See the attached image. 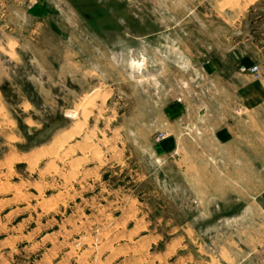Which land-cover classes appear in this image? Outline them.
Instances as JSON below:
<instances>
[{
  "label": "rangeland",
  "instance_id": "1",
  "mask_svg": "<svg viewBox=\"0 0 264 264\" xmlns=\"http://www.w3.org/2000/svg\"><path fill=\"white\" fill-rule=\"evenodd\" d=\"M239 49L264 80V0H0V264H264L258 185L241 218L198 200L204 61Z\"/></svg>",
  "mask_w": 264,
  "mask_h": 264
},
{
  "label": "crops",
  "instance_id": "2",
  "mask_svg": "<svg viewBox=\"0 0 264 264\" xmlns=\"http://www.w3.org/2000/svg\"><path fill=\"white\" fill-rule=\"evenodd\" d=\"M237 52V57L230 53L232 65L226 76L222 60L204 61V73L210 76L209 91L207 95L198 92L193 152L198 169V200L214 201L206 207L207 215L215 208L222 216L241 218L250 211L252 186L260 187L259 195L264 201V80L250 78L249 73L239 70L240 63L250 66L255 62L245 51ZM163 116L172 128L161 142L162 150H184L190 142L183 134L187 108L172 101ZM230 203L239 205L237 213L224 210ZM198 212L203 215V210Z\"/></svg>",
  "mask_w": 264,
  "mask_h": 264
},
{
  "label": "bare ground",
  "instance_id": "3",
  "mask_svg": "<svg viewBox=\"0 0 264 264\" xmlns=\"http://www.w3.org/2000/svg\"><path fill=\"white\" fill-rule=\"evenodd\" d=\"M168 48H169V50L171 51V48H172V47L169 46ZM173 49H174V48H173ZM176 53H179V52L177 51ZM179 55L181 56V54H179ZM132 62L134 63V66H137L138 68H139V67H140V68L143 67V66H142L143 62L140 61V60L133 59ZM140 68H139V69H140ZM136 69H137V68H136ZM96 88H97V87H96ZM93 91H94V90H93ZM98 91H99V90H98ZM95 92H96V91H94V95H95ZM99 92H100V91H99ZM97 94H99V93L97 92ZM97 94H96V95H97ZM85 95H86V94H85ZM96 95H95V96H96ZM90 99H91V98H90ZM90 99H89V103H90V101H91ZM93 101H94V99H93ZM96 103H97V102H96ZM95 107H96V106H95ZM97 107H99V105H98ZM86 108H87V107H85V109H86ZM88 108H89V107H88ZM88 112H89V111H88ZM90 113H91V112H90ZM66 115H67V116H70V117H75V116H76V112H75V111H73V112H67ZM87 115H88V114H87ZM82 118H83V117H82ZM84 118H85V117H84ZM84 118H83L82 121H81V122H82V125L85 124V122H83V121H84ZM85 119H86V118H85ZM75 123H77V122H75ZM75 123H74V124H75ZM76 125H77V126H80V125H81V124H80V120H79V123H77ZM74 127H75V125H74ZM81 127H82V126H81ZM81 127H79L78 130H79ZM78 130L74 129L73 132L70 130V133L65 132V135L62 134V135H60V136H65V137H63L64 140H65V138H66L67 136L69 137V135H71L72 133L76 134V133L78 132ZM67 131H69V130H67ZM80 131H81V130H80ZM63 132H64V131H63ZM66 135H67V136H66ZM70 137H71V136H70ZM57 138H58V137H57ZM53 139H54V138H53ZM60 139H62V138H58V140H60ZM87 139H88V138H87ZM58 140H57V141H58ZM62 140H63V139H62ZM64 140H63V141H64ZM88 140H89V139H88ZM55 141H56V140H55ZM55 141H54V142H55ZM52 142H53V141H52ZM55 143L58 144L57 142H55ZM59 143H60V142H59ZM61 143H62V142H61ZM51 144H52V143H51ZM83 144H84V143H83ZM53 145H54V144H53ZM84 145H87V144H84ZM58 146H59V145H58ZM52 147H53V146H52ZM52 147L50 146V148H49L48 150H50ZM56 147H57V146H56ZM82 147L84 148L83 145H82ZM83 148H82V149H83ZM44 149H45V148H44ZM44 149H43V150H44ZM51 150H52V149H51ZM55 150H56V149H55ZM46 151H47V150H46ZM44 153H45V152H44ZM47 153H50V152H47ZM52 153H53V152H52ZM40 155H42V154H40ZM37 156H38V155H37ZM38 157H39V156H38ZM66 157H67V156H66ZM51 169H52V167H51Z\"/></svg>",
  "mask_w": 264,
  "mask_h": 264
},
{
  "label": "built area",
  "instance_id": "4",
  "mask_svg": "<svg viewBox=\"0 0 264 264\" xmlns=\"http://www.w3.org/2000/svg\"><path fill=\"white\" fill-rule=\"evenodd\" d=\"M239 70L242 72H249L254 76L259 75V68H258V65H256V64H253L251 66L240 65Z\"/></svg>",
  "mask_w": 264,
  "mask_h": 264
},
{
  "label": "water",
  "instance_id": "5",
  "mask_svg": "<svg viewBox=\"0 0 264 264\" xmlns=\"http://www.w3.org/2000/svg\"><path fill=\"white\" fill-rule=\"evenodd\" d=\"M234 57L238 56V53H231Z\"/></svg>",
  "mask_w": 264,
  "mask_h": 264
}]
</instances>
